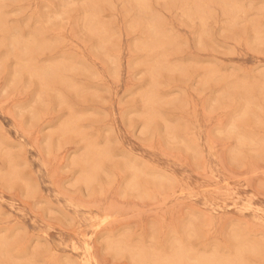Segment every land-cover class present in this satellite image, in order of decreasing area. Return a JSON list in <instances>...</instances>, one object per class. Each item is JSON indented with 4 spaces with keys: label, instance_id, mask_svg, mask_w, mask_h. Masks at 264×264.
<instances>
[{
    "label": "rangeland",
    "instance_id": "obj_1",
    "mask_svg": "<svg viewBox=\"0 0 264 264\" xmlns=\"http://www.w3.org/2000/svg\"><path fill=\"white\" fill-rule=\"evenodd\" d=\"M0 264H264V0H0Z\"/></svg>",
    "mask_w": 264,
    "mask_h": 264
}]
</instances>
